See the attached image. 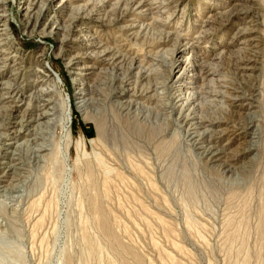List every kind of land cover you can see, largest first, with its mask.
Masks as SVG:
<instances>
[{"label":"rangeland","instance_id":"obj_1","mask_svg":"<svg viewBox=\"0 0 264 264\" xmlns=\"http://www.w3.org/2000/svg\"><path fill=\"white\" fill-rule=\"evenodd\" d=\"M2 1L0 264H264V0Z\"/></svg>","mask_w":264,"mask_h":264},{"label":"bare ground","instance_id":"obj_2","mask_svg":"<svg viewBox=\"0 0 264 264\" xmlns=\"http://www.w3.org/2000/svg\"><path fill=\"white\" fill-rule=\"evenodd\" d=\"M133 1V0H131ZM3 1L0 0V7L3 5L2 3ZM134 3L136 4V8L137 9H140L142 7V5L139 3V2H136L134 1ZM175 3V2H174ZM160 5L164 8L167 7V4H164L163 2L160 3ZM23 6V5H22ZM145 7V6H144ZM24 9H26L27 11L32 9V7H30L29 5L28 6H25ZM37 9V8H36ZM3 10V8H2ZM57 10V9H56ZM184 49V48H183ZM183 49H180L179 51L178 50H175L173 54H175V56H177L172 62L170 63H167V66L169 68V71L171 73L175 72V71H179L181 70V73L176 77V80H175V83H178L180 82V79L182 78V75L185 74L186 70H185V67H184V60L183 59H180V55L183 51ZM222 56L219 55H216L214 57H212V59L214 60H218L220 61L219 59L221 58ZM217 61V62H218ZM103 64V63H102ZM212 64V63H211ZM116 66V65H114ZM132 67V66H131ZM130 67V68H131ZM181 68V69H180ZM215 68V67H214ZM214 68H208L207 71H205V77L209 80V81H214V76L216 75V72L217 70H215ZM43 71V70H42ZM141 71H138V73L140 74ZM55 75V74H54ZM56 76V75H55ZM57 81L59 82V77H57ZM127 86V85H126ZM180 90L179 92H177V94L175 95V99H176V106H180V108H184L187 109L188 107H191L192 104H194V109L196 108V105L198 103H195V101H193V96L195 95L197 97V100L200 99V96H199V92L198 93H193L192 95L190 94L189 90L191 89L190 86H186L184 85L183 83H181L180 85ZM206 86H208L206 84ZM205 86V87H206ZM214 87V86H213ZM211 90H204V93L207 94V95H210L212 97V100L213 101H218L216 100L217 98L221 97L222 95L220 94L221 91H219L218 89H215L213 88ZM45 88V86H44ZM44 90V89H43ZM129 91H130V87L127 88V90H123V92H121L120 94L121 95H124V97H127L129 96ZM132 91V94H130L132 96L131 99L127 100L126 102H124V104H126L125 106H131L132 102L137 98L136 94H133L135 92L134 89H131ZM223 92V91H222ZM68 100L65 98V104H66V109H65V117H66V121H69V115H70V111H69V103H67ZM68 105V107H67ZM138 105V103H136V106ZM46 111V110H45ZM55 109H52L49 111V112H43V113H39L37 116H36V120H40V119H43L45 116H49V115H55ZM190 114V113H189ZM189 114H186L184 115L179 121L182 122L183 124L185 125H192L193 123V127L198 129V128H201L203 126H205V120L204 119H201V118H198V116L194 117V116H190ZM181 117V116H180ZM55 119V117H53ZM53 118H51V124L52 122L54 121ZM48 122V120H47ZM48 124V123H47ZM50 124V125H51ZM52 126V125H51ZM203 130V129H202ZM200 133V132H199ZM195 134H198V132H195ZM200 135V134H198ZM195 135H192L191 138L192 139H195L194 138ZM197 140V139H196ZM201 150H202V154H204L205 156H208L209 158H211V161H216V160H220L221 158V152L214 149L213 147L211 146H204V147H201ZM65 158H66V155H65Z\"/></svg>","mask_w":264,"mask_h":264}]
</instances>
